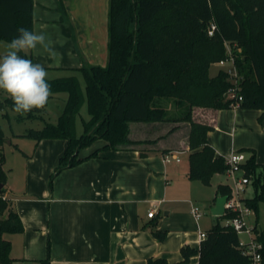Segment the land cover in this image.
I'll return each mask as SVG.
<instances>
[{"label":"trees","instance_id":"16d2710c","mask_svg":"<svg viewBox=\"0 0 264 264\" xmlns=\"http://www.w3.org/2000/svg\"><path fill=\"white\" fill-rule=\"evenodd\" d=\"M33 8L34 0H0V39L11 41L20 27L34 31ZM212 23L215 28L211 36L208 31ZM225 42L231 45L242 76L240 89L234 95L224 69L210 75L211 65L227 57ZM32 57L31 50L26 58ZM74 70L81 73L85 87L77 75L48 78L53 95L67 93L62 112L56 123L46 122L41 129L23 134L37 142L46 138L67 141L51 176L50 188L56 174L102 151L153 142L132 139V123L184 122L190 124L188 177L210 185L213 176L226 172L228 165L209 144L208 133L215 124L195 120L194 112L197 107L217 111L236 103L241 108L264 110V0H109L108 63L103 66L84 60ZM84 104L89 117H82L83 132L78 135L77 118ZM11 107L9 97L0 98V111ZM45 109L33 110L25 117H36ZM18 119L24 116L19 115ZM178 127L173 125L168 132ZM97 139H104L106 144L81 157L80 151ZM5 141L0 123V182L4 184ZM251 152L244 167L258 187L255 192L259 187L261 190L246 198V202L259 214L260 202L264 201V164L257 162L255 151ZM147 153V149H141V154ZM5 192L3 187L0 264H14L11 242L3 234L23 232L24 225L11 201L4 198ZM229 194L228 183L218 185L217 195ZM228 217L218 216L199 247L182 246L180 261L172 263L163 257H150L146 264H188L197 255L198 264H251L250 257L239 247V234L222 222ZM254 230L263 244L264 264V229L256 225ZM167 233L158 228L153 231L160 241L166 239ZM40 263L51 264L50 256Z\"/></svg>","mask_w":264,"mask_h":264},{"label":"crops","instance_id":"0c3cea01","mask_svg":"<svg viewBox=\"0 0 264 264\" xmlns=\"http://www.w3.org/2000/svg\"><path fill=\"white\" fill-rule=\"evenodd\" d=\"M33 18L34 31L43 32L59 53L52 59L39 46L32 50L33 63L42 64L47 72L62 69L70 72L81 67L83 61L77 46L88 63L103 66L108 63L109 0H62V5L61 0H34ZM55 77L59 76H48ZM58 98V94L53 95L48 104ZM66 98H60L63 107ZM230 108V114H225L228 108L207 109L211 117L202 119L215 124L208 140L217 155H221L218 151L222 148L223 134L233 133L236 139L238 134H247L249 128L260 123L264 136V110ZM1 112L8 115L7 109ZM184 124H173L179 127L171 133L170 128L165 132L153 128L143 132L145 136L131 131L132 139L153 142L102 151L56 174L52 188L48 180L66 150L67 141L46 138L36 141L27 151L18 147L23 158L21 177H17L23 182L16 184L12 177L9 186L6 187L7 180L4 185L5 195L24 225L23 232L9 233L6 238L11 242L14 264H41L48 256L51 264H146L150 257H163L173 263L182 259V246L199 247L201 238L194 221L199 230L207 232L217 223L218 216L212 213L215 220L202 228L200 221L206 212L197 221L191 211L194 204L191 201L190 208L184 212L190 224L182 220L173 225L166 218L179 210L178 203L186 201L172 188L176 172L171 167V163L181 162L184 154L189 160L188 135L182 143L179 139V134L187 131ZM105 144L104 140L85 153L82 149L80 156L86 157ZM141 149H147L148 153L141 154ZM165 150L182 151L181 160L165 162ZM251 150L256 153L255 148ZM188 172L189 167L186 176L190 179ZM217 187L211 212L218 197ZM152 209H156V214L149 217ZM252 222L260 227L255 211ZM157 228L167 230L165 240L154 236ZM198 262L197 255L188 264Z\"/></svg>","mask_w":264,"mask_h":264},{"label":"rangeland","instance_id":"374dc122","mask_svg":"<svg viewBox=\"0 0 264 264\" xmlns=\"http://www.w3.org/2000/svg\"><path fill=\"white\" fill-rule=\"evenodd\" d=\"M10 43L9 40L6 39H0V54L1 56L6 53L7 45ZM77 52L81 58V60L84 62H88L84 57L83 52L81 51L80 46H77ZM211 73L210 75L213 76L214 73L218 72L221 68H223L219 61L211 65ZM55 72V71H54ZM48 73V76H68V75H77L83 87H85V81L81 75V73L78 70L71 69L69 70H59L55 73ZM59 98L55 99L54 101L50 102L48 106L46 107L45 111L42 114H38L36 117L28 118L24 115V119H18L19 115L10 111L11 108L7 109L8 115H3V113L0 111V123L2 125L6 141L2 146V152L4 154V171L6 173V180L8 181L7 186H9V182L13 177L14 183L21 184L23 182L19 180L17 175L21 174V159L22 152L19 150L18 147L21 149H31L33 145L35 144L36 140L30 137L23 136V134L30 130V129H41L46 122L56 123L59 114L62 112L63 105L61 103L62 97L66 98L67 93H59ZM8 97L5 93L0 91V98L4 99ZM240 108V107H239ZM208 108L205 107H197L194 112V119L195 120H209L211 115L207 112ZM243 109H249V110H255L251 108H243ZM228 111H225V114H230L229 110H232V108H228ZM82 117L88 118V111H87V104H84L81 110V115L77 118V134L80 135L83 132V122ZM185 126L188 127L187 131H182L178 136L182 143L183 139L186 140L187 135L189 136L190 131V124L187 122H184ZM174 123H161V124H142V123H132L131 124V131L133 133H137L138 135L145 136L143 132H147V130H151L153 128L160 129L161 132H165L168 128H171V126ZM237 127V126H236ZM262 124H258L256 126H253L252 128H249L247 134H238L237 138L235 139V136L233 138V133H230L228 135L223 134L220 137L222 148L218 152L224 157V160L231 154L232 148L234 146V150L236 152H243L247 158L251 156V149H256V160L262 165L264 164V136L262 134ZM243 135V136H241ZM103 139H97L93 142L89 147H85L82 150V153H85L86 151H90L92 149H95L97 144H103ZM93 146V147H92ZM29 147V148H27ZM245 147L249 148L246 149ZM27 151V150H25ZM183 160L181 162H173L171 163V167L173 170H175L176 174L174 175V182L172 184V188L177 192V195L179 198H182L183 200H186L185 202L178 203V211H173L172 214H169L166 216V218L171 221L173 225L178 224V222H182L184 220L187 224H190V220L187 219L186 214V208H190V202L192 201L194 204L198 205L202 211L206 212L204 217L201 219V227L207 228L213 220H215L214 216L211 212V204L212 199L216 192V187L220 183H229L232 184L233 180L231 176L228 174V172L224 173H217L213 176L212 183L210 185H207L199 180H190L186 176V172L188 171L189 167V160L188 155L184 154L181 156ZM245 173L247 176V170L245 168ZM178 174V177L175 178V176ZM21 177V175H19ZM251 177V176H249ZM252 183L247 187L246 191L243 193L244 197H254L255 194H258L259 191L255 192L256 188H258L256 185L253 184V179L250 178ZM54 180V179H53ZM51 177L48 180V184L50 186ZM262 182V180H261ZM164 210L161 211L162 215L164 216ZM257 217L259 218V224L260 228L264 229V201L260 202V213L257 214ZM194 218V217H193ZM195 222L196 225V231L199 234L198 225ZM223 222V220H222ZM9 233H4L3 237L6 239L8 238ZM240 238L246 239V234H240Z\"/></svg>","mask_w":264,"mask_h":264},{"label":"clouds","instance_id":"9594fccd","mask_svg":"<svg viewBox=\"0 0 264 264\" xmlns=\"http://www.w3.org/2000/svg\"><path fill=\"white\" fill-rule=\"evenodd\" d=\"M17 33L8 43L6 53L0 56V91L11 99L10 111L24 116L33 110L44 109L53 95L45 67L33 63L26 54L38 46L52 59L59 53L43 32L20 27Z\"/></svg>","mask_w":264,"mask_h":264},{"label":"built area","instance_id":"2783aa9c","mask_svg":"<svg viewBox=\"0 0 264 264\" xmlns=\"http://www.w3.org/2000/svg\"><path fill=\"white\" fill-rule=\"evenodd\" d=\"M215 24L212 23L209 28V35H213V29ZM227 48V57L220 60L219 64L223 67L232 82L231 85V94H236L240 89V82L242 76L239 72L236 57L232 50L231 45L228 42H225ZM242 96L238 97V100L241 101ZM232 107H239V104H233ZM182 151H169L166 152L163 156L164 161L169 163L173 160L180 161V154ZM248 158L243 152H236L233 150L231 154L225 159L226 164L228 165L227 172L231 176L233 183L229 184L230 194L227 196L225 202V214H228L229 217L224 220L223 224L226 226L232 227L239 235L246 234L247 238H240L239 247L248 255L251 260V264H263V255L262 249L263 244L257 239V234L254 230L255 225L252 222L254 216V209L247 204L246 197L243 196V193L246 191L247 187L252 183L249 176L245 173V167ZM4 198H7L5 195ZM8 199V198H7ZM192 213L196 217L197 221L201 219L204 212L202 209L196 205L192 204L191 208ZM156 214V209H152L149 213V217H154ZM199 236L201 239L206 238L207 233L203 230H199Z\"/></svg>","mask_w":264,"mask_h":264},{"label":"water","instance_id":"95a60500","mask_svg":"<svg viewBox=\"0 0 264 264\" xmlns=\"http://www.w3.org/2000/svg\"><path fill=\"white\" fill-rule=\"evenodd\" d=\"M4 183L0 182V190L4 187ZM227 200V195H218L216 204L212 208V213L215 216H223L225 214V202Z\"/></svg>","mask_w":264,"mask_h":264}]
</instances>
